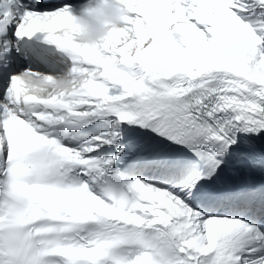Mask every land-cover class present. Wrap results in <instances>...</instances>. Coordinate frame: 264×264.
<instances>
[{
  "label": "snow or ice",
  "instance_id": "6c2138e0",
  "mask_svg": "<svg viewBox=\"0 0 264 264\" xmlns=\"http://www.w3.org/2000/svg\"><path fill=\"white\" fill-rule=\"evenodd\" d=\"M121 2L0 0V264H264V0Z\"/></svg>",
  "mask_w": 264,
  "mask_h": 264
},
{
  "label": "clouds",
  "instance_id": "9594fccd",
  "mask_svg": "<svg viewBox=\"0 0 264 264\" xmlns=\"http://www.w3.org/2000/svg\"><path fill=\"white\" fill-rule=\"evenodd\" d=\"M126 16L127 6L121 0H84L78 10L74 39L89 48L102 46L120 32ZM62 87H66L63 81L57 88Z\"/></svg>",
  "mask_w": 264,
  "mask_h": 264
}]
</instances>
